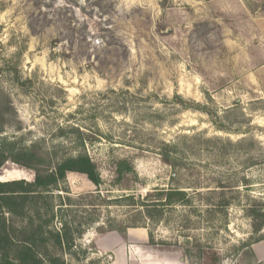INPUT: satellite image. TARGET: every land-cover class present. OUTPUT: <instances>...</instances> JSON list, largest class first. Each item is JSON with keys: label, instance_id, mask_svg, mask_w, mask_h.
<instances>
[{"label": "rangeland", "instance_id": "rangeland-1", "mask_svg": "<svg viewBox=\"0 0 264 264\" xmlns=\"http://www.w3.org/2000/svg\"><path fill=\"white\" fill-rule=\"evenodd\" d=\"M32 13L0 0V90L14 109L0 142L37 144L43 170L86 155L101 176L69 173L44 194L50 228L74 239L49 254L264 264V0H56L36 35ZM35 176L0 169L2 182ZM172 190L185 202L164 205Z\"/></svg>", "mask_w": 264, "mask_h": 264}, {"label": "trees", "instance_id": "trees-1", "mask_svg": "<svg viewBox=\"0 0 264 264\" xmlns=\"http://www.w3.org/2000/svg\"><path fill=\"white\" fill-rule=\"evenodd\" d=\"M31 6L33 13L29 18L28 28L33 35L47 22L54 18L53 9L56 7V0H26ZM51 16V17H49ZM39 26V27H38ZM74 35L70 37V43ZM87 38L84 37L83 40ZM62 39L53 40L51 49H62ZM73 42L69 50L60 53H53L54 56L69 55L72 53ZM69 52V53H68ZM14 114V109L10 99L3 97L0 90V121L7 122L5 116ZM12 162L20 167L33 169L36 176L33 182L0 181V264H66V261L56 255L49 254V247L53 250L71 249L74 239L70 234V229L65 224L62 229L54 230L50 228L53 216L50 217V209L46 205L49 195H44L50 189L65 180L69 173L85 175L90 182L95 185L101 183V176L95 163L86 155H79L61 161L51 169L43 170V154L34 144L32 147H21L18 142H7L4 139L0 142V169L7 163ZM169 162V161H165ZM118 169V175L122 172ZM120 178V177H118ZM161 195L162 193H158ZM158 195V196H159ZM149 193L145 201L153 197ZM166 206L174 203L185 202L186 193L179 190H172L165 193ZM162 201V199H160ZM153 204L144 203V207L149 208ZM148 210V209H147ZM250 217L257 216L256 211H249ZM264 216V213H263ZM264 226L263 223L254 224V232L259 233ZM82 232H79L80 236ZM148 246H154L151 237Z\"/></svg>", "mask_w": 264, "mask_h": 264}, {"label": "crops", "instance_id": "crops-1", "mask_svg": "<svg viewBox=\"0 0 264 264\" xmlns=\"http://www.w3.org/2000/svg\"><path fill=\"white\" fill-rule=\"evenodd\" d=\"M256 254L258 256V259L261 260L264 259V247H261L260 249L256 250ZM122 264H186V263H178L175 261H162V262H139V261H130L128 262L127 259L124 260Z\"/></svg>", "mask_w": 264, "mask_h": 264}]
</instances>
